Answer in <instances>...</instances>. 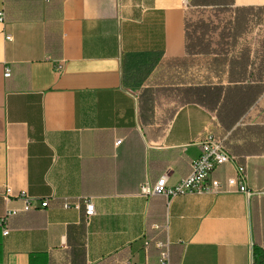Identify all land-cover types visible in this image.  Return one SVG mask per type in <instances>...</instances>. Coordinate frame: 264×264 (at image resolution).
<instances>
[{"label":"crops","instance_id":"crops-1","mask_svg":"<svg viewBox=\"0 0 264 264\" xmlns=\"http://www.w3.org/2000/svg\"><path fill=\"white\" fill-rule=\"evenodd\" d=\"M184 2L0 0V217L23 205L7 187L49 199L0 226V264H158L168 239L170 264H254L264 250V89L235 118L196 102L233 86L234 68L188 54ZM248 39L250 69L264 70V34ZM209 133L235 157L213 171L222 191L141 194L165 172L187 176ZM238 166L250 195L227 190ZM84 196L90 220L64 208Z\"/></svg>","mask_w":264,"mask_h":264},{"label":"trees","instance_id":"trees-1","mask_svg":"<svg viewBox=\"0 0 264 264\" xmlns=\"http://www.w3.org/2000/svg\"><path fill=\"white\" fill-rule=\"evenodd\" d=\"M233 4L234 0H190L189 8L191 6L214 7L225 11L231 10ZM261 11L263 9L254 7L235 8V15L223 27L203 19L192 24L186 17V51L188 54L211 56L213 58L210 62L212 66L214 63L221 64V66L229 64L234 68L233 86H227L225 89L217 84L212 87L207 86L203 90L195 92L197 94L196 102L217 110L218 114L221 111H226L229 117L235 118L248 108L250 102L259 93H262L264 86L258 85L264 79V70L261 68L262 59L258 65L252 66L250 69L249 47L240 53L237 52V55L228 56V53L233 50L232 46L237 44L246 32L248 17ZM192 25L193 30L191 31ZM211 31L218 34L214 40L207 35ZM212 82L211 80L209 83ZM148 92L146 91L145 94L144 91V95H142L144 102H147L150 96H147ZM254 264H264V250L257 246L254 248Z\"/></svg>","mask_w":264,"mask_h":264},{"label":"built area","instance_id":"built-area-1","mask_svg":"<svg viewBox=\"0 0 264 264\" xmlns=\"http://www.w3.org/2000/svg\"><path fill=\"white\" fill-rule=\"evenodd\" d=\"M184 4L187 8L190 6V0H185ZM5 20L4 10H0V22ZM11 39V36H7ZM61 68L60 64L56 66ZM5 76H10V69L6 68ZM121 139L116 141V144L121 143ZM201 154L191 161V170L185 177L180 178L177 182L169 184V173H163L154 183L146 180L141 186V194L149 197L153 195H161L170 200L180 194L185 193H218L224 189L223 183L213 177V171L222 164L233 162L234 157L229 153L227 146L224 142L215 137L214 134L209 133L206 138L201 142ZM238 176L230 177L227 179V190L239 191L250 195L245 182V168L242 166L237 167ZM6 201H11L16 197L22 200L23 205L21 208L7 207L4 214L0 217V226L3 227V233H9L10 219L22 212L30 211L34 208H46L49 205L48 198H33L26 192L22 191L14 196L11 189L7 187L4 192ZM82 205L85 206V217L90 220L95 215V204L91 196H84L73 204L65 203L64 208H75L80 210ZM156 246L159 249L158 264H170L171 261V241H157ZM124 264H133L130 260H126Z\"/></svg>","mask_w":264,"mask_h":264},{"label":"rangeland","instance_id":"rangeland-1","mask_svg":"<svg viewBox=\"0 0 264 264\" xmlns=\"http://www.w3.org/2000/svg\"><path fill=\"white\" fill-rule=\"evenodd\" d=\"M235 15V8H231V10H220L219 8H214V7H196V6H191L188 9V20L190 23L194 24L196 22H199V20H210L214 24H217L220 27H223L227 24L228 21L231 20V18ZM247 23V30L244 33V35L248 36L251 35L252 37L256 36L259 38V35L264 34V10L261 12H256V14L250 15ZM191 31L193 30V25L190 29ZM208 36L212 37L213 40L217 38L218 34L215 33L214 31H211L207 34ZM255 41L253 39H248V41H241L237 44H234L233 50L235 52H241L247 46H249L248 43L246 42H251ZM264 111V109H262ZM223 142L224 140L221 139ZM225 144V142H224ZM226 145V144H225ZM227 146V145H226Z\"/></svg>","mask_w":264,"mask_h":264}]
</instances>
